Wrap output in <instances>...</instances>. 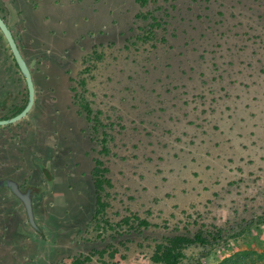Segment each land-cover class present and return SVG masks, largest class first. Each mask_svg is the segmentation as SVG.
<instances>
[{"label": "rangeland", "instance_id": "obj_1", "mask_svg": "<svg viewBox=\"0 0 264 264\" xmlns=\"http://www.w3.org/2000/svg\"><path fill=\"white\" fill-rule=\"evenodd\" d=\"M4 1L24 10L3 15L40 93L22 126L52 176L22 175L40 193L36 226L21 207V264H158L157 242L199 230L221 235L182 264H264V0ZM9 77L26 86L0 31Z\"/></svg>", "mask_w": 264, "mask_h": 264}, {"label": "flooded vegetation", "instance_id": "obj_2", "mask_svg": "<svg viewBox=\"0 0 264 264\" xmlns=\"http://www.w3.org/2000/svg\"><path fill=\"white\" fill-rule=\"evenodd\" d=\"M4 2V0H0V13L6 22L4 13L14 14L24 11L22 7H13L7 5V3L5 6L3 5ZM7 23L11 28L10 23ZM11 30L18 43L12 28ZM2 35L5 38L3 33ZM13 59L22 74L14 55ZM35 86V102L27 116L13 123L0 124V264H21V207L24 205L26 208L22 195H30L34 213V197L40 193V188L27 178L23 180L22 175L39 171L45 174L47 179H52L47 152L39 154L40 150L36 147L37 142L32 131L22 126L23 120L32 115L37 105L40 93L36 82ZM29 98L27 83L24 88H21L16 85V81L12 80L11 77L7 82L0 83V119H9L20 113L27 106ZM47 101L48 99H46V103H48ZM44 159L46 161H43ZM32 225L36 226L35 213L34 224ZM16 230H18L17 233ZM12 231L14 234H12ZM11 244H13V247H11ZM6 247L13 249H5Z\"/></svg>", "mask_w": 264, "mask_h": 264}, {"label": "trees", "instance_id": "obj_3", "mask_svg": "<svg viewBox=\"0 0 264 264\" xmlns=\"http://www.w3.org/2000/svg\"><path fill=\"white\" fill-rule=\"evenodd\" d=\"M146 2V0H141ZM84 110L87 115H91V107L86 103L84 105ZM103 150L108 152V147H106V140L104 139ZM108 172L107 167L102 159L97 158L95 160V166L93 169L94 174V186L97 193V204L99 205V212L105 210L107 203L103 201L102 192L105 189V185H111L110 179L106 176ZM132 217L127 216L124 218L123 223L129 224ZM134 220L138 221V224L141 226H149L150 223L146 219H140L137 215H134ZM221 235V231L217 233H205L202 230L196 231L195 233H178L172 234L164 237L162 241H159L155 244L153 253L151 255V260L158 264H182V260L185 257V250L193 245L197 244H207L210 240V236H213V239H217ZM212 238V237H211ZM104 252L100 251L102 256ZM115 252H112L111 256H115ZM91 255H80L73 260V264H92Z\"/></svg>", "mask_w": 264, "mask_h": 264}, {"label": "water", "instance_id": "obj_4", "mask_svg": "<svg viewBox=\"0 0 264 264\" xmlns=\"http://www.w3.org/2000/svg\"><path fill=\"white\" fill-rule=\"evenodd\" d=\"M0 30L2 31L5 38L7 39V42H8L9 47H10V49L14 55L16 63L19 66L23 76L25 77V80H26V83H27V86L29 89V94H30V98H29V102H28L27 106L20 113H18L17 115H15L9 119H0V124H8V123H13V122L19 121V120L23 119L25 116H27V114L29 113V111L31 110V108L33 107L34 102H35L36 86H35V82H34L33 75H32L31 69L29 67V64H28L27 60L25 59L14 35H13L11 28L9 27L8 23L5 21V19L1 15V13H0ZM22 198H23L25 205H26V208H27L29 220L32 224H34V213H33L31 197L29 194H23Z\"/></svg>", "mask_w": 264, "mask_h": 264}]
</instances>
